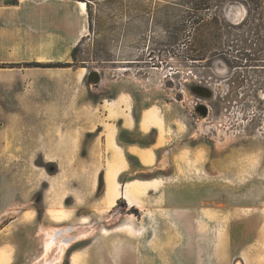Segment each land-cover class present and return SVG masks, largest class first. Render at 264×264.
<instances>
[{
    "label": "rangeland",
    "instance_id": "rangeland-1",
    "mask_svg": "<svg viewBox=\"0 0 264 264\" xmlns=\"http://www.w3.org/2000/svg\"><path fill=\"white\" fill-rule=\"evenodd\" d=\"M128 110L142 132L154 129L134 142L157 139L158 162L121 176L111 165L126 159L110 155L104 125L116 137ZM7 175L27 179L29 194L9 203L26 212H0V229L16 219L0 233V264L57 260V246L45 251L56 229L76 239L56 264H181L168 250L187 240L182 225L219 222L213 212L163 211L166 193L202 196L205 187L210 196L215 183L248 182L262 212L239 218L264 224V0L0 4L3 196ZM151 177L164 182L145 199L152 212H139L146 190L133 180ZM128 223L134 234L121 232Z\"/></svg>",
    "mask_w": 264,
    "mask_h": 264
},
{
    "label": "crops",
    "instance_id": "crops-1",
    "mask_svg": "<svg viewBox=\"0 0 264 264\" xmlns=\"http://www.w3.org/2000/svg\"><path fill=\"white\" fill-rule=\"evenodd\" d=\"M128 113L130 117L124 119L125 127L122 118L118 117L115 120L116 137L109 125H104V141L111 152L110 155L119 156L123 153L126 159L125 164L121 160L120 163L111 165V167L119 169L118 175L121 174V176L128 174L129 171H133L134 174H143L145 170L149 171V168L155 167L158 162L154 148L157 145V139L145 144L134 142L136 139L141 140L142 137H145L154 129H151L149 132H142L139 128L141 118L139 121H136L129 110ZM140 127L143 131H147L149 124L146 121H142ZM16 164L17 166L19 165L13 162L11 168L16 167ZM3 178L5 179L2 182L4 185L3 190L6 194L5 196L0 195V212H26L22 203L17 206L18 204L14 202L13 204H16V208L13 204L9 207V203L13 201L15 196H17L19 201H24L27 198L29 194L28 180L12 175H7ZM129 180L132 179H126L121 182L122 184L119 182L123 185L121 187V195L124 198H126L127 183L132 182ZM133 181H137L140 185L141 194L146 190L144 194L139 195L142 205L136 209L139 212H152L150 209L151 206L146 207L145 199L159 191L161 188H159L160 184L162 181L164 182L163 177H151L149 179ZM249 185L248 182H245L243 186L238 184L235 187L232 185V182H229V184L215 183L213 193H208L210 196H206L205 187H203L204 192L202 196L200 192H198L197 196L196 193L184 194L178 192L179 194L177 195V193L167 191V203L163 211L213 212L216 222H219V224L214 225L212 230L206 225H182V232H187L188 234L187 240L185 242L182 241V245H179V247L172 245L171 250L168 251L176 252L178 250L181 256V264H264V224L259 223V220L254 216L250 218H239L246 214L244 212H262L260 207H255L253 196H249ZM180 203L183 207L179 208L177 205ZM15 220L13 219L1 227L0 233L7 227L13 226ZM123 226L130 228L122 230L121 232L126 234H129V232L134 234L136 232L135 226L131 223ZM24 227L23 225L18 226V231ZM209 231L213 232L214 240L205 239V235ZM201 234L203 235L201 236Z\"/></svg>",
    "mask_w": 264,
    "mask_h": 264
},
{
    "label": "bare ground",
    "instance_id": "bare-ground-1",
    "mask_svg": "<svg viewBox=\"0 0 264 264\" xmlns=\"http://www.w3.org/2000/svg\"><path fill=\"white\" fill-rule=\"evenodd\" d=\"M77 7L79 8V11L81 14H85L86 9H87L86 3L78 2ZM65 232L66 231H62L61 229H56L50 236V239L48 243L46 244L45 251L48 252L53 246H57L59 248L60 256L57 260L51 261L48 264H56L57 262H59L60 258L63 256V254L66 252V250L70 246L71 240L72 242L76 240V239L74 240L73 238L71 239V238L63 237L65 235Z\"/></svg>",
    "mask_w": 264,
    "mask_h": 264
},
{
    "label": "trees",
    "instance_id": "trees-1",
    "mask_svg": "<svg viewBox=\"0 0 264 264\" xmlns=\"http://www.w3.org/2000/svg\"><path fill=\"white\" fill-rule=\"evenodd\" d=\"M19 0H0V4L3 7H7V8H12V7H16L18 6ZM75 51H76V47L71 51L70 53V57L73 59V61L75 60ZM71 64H67L65 67H71ZM58 68L60 66H48L47 68ZM136 211V210H135ZM134 212V211H133Z\"/></svg>",
    "mask_w": 264,
    "mask_h": 264
},
{
    "label": "water",
    "instance_id": "water-1",
    "mask_svg": "<svg viewBox=\"0 0 264 264\" xmlns=\"http://www.w3.org/2000/svg\"><path fill=\"white\" fill-rule=\"evenodd\" d=\"M93 78H95L94 80L97 81V73L96 72H93L92 75H91Z\"/></svg>",
    "mask_w": 264,
    "mask_h": 264
}]
</instances>
